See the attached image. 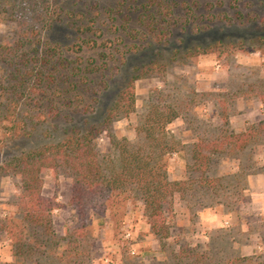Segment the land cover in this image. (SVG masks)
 <instances>
[{
	"label": "rangeland",
	"instance_id": "1",
	"mask_svg": "<svg viewBox=\"0 0 264 264\" xmlns=\"http://www.w3.org/2000/svg\"><path fill=\"white\" fill-rule=\"evenodd\" d=\"M16 1L22 8L11 15L14 0H0V44L15 42L21 33L34 31L44 41L67 47L77 40V32L67 26L68 13L96 16L100 25L123 0ZM147 1L126 0V9ZM198 1L201 5L197 14H202L204 20L191 21L186 29L177 28L171 44L130 53L124 66L112 62L107 72L109 88L101 95L93 114L94 120L104 117L134 66L158 58L167 64L165 72L136 82L135 111L118 119L114 131L117 137L135 143L139 140L135 130L138 118L152 97L163 100L170 96L169 100L181 104V116L166 127L176 147L167 155V173L170 180L185 182L188 188L185 200H176L166 209L169 236L154 235L143 204L125 199V195L113 201L98 196L84 207L83 216L72 203L70 174L62 169H47L42 173V192L58 204L52 215L56 234L69 238L70 232L83 223L87 227L84 245L89 257L79 256L76 263L70 264H238L237 259L250 257L255 264H264V0ZM55 9H62L63 19L49 27L48 11ZM176 11V15L183 14L181 9ZM125 13L131 16L128 10ZM137 15L133 14L131 27L136 26ZM122 17L118 16L117 24ZM200 25L211 28L202 33L196 27ZM220 40L224 44L219 52L183 57L187 47ZM126 41L136 42L129 38ZM101 50L100 47L98 51ZM176 50L181 52L176 54ZM3 70L0 63V80ZM100 80V76L96 77L97 83ZM250 125L262 127L263 136L245 154H216L208 167L203 160L194 158L196 145L208 144L225 131L241 133ZM44 132L45 128L31 139L4 147L0 126V218L21 219L18 203L23 191L21 177L1 167L20 149L45 142ZM97 143L102 154L115 156L107 133ZM67 245L66 239L60 240L57 255L61 256ZM74 253L63 262L53 259L42 264H65ZM0 264H28L23 256H14L10 240L3 235Z\"/></svg>",
	"mask_w": 264,
	"mask_h": 264
},
{
	"label": "trees",
	"instance_id": "2",
	"mask_svg": "<svg viewBox=\"0 0 264 264\" xmlns=\"http://www.w3.org/2000/svg\"><path fill=\"white\" fill-rule=\"evenodd\" d=\"M182 1L148 0L126 9L127 2L123 0L100 25L96 16L88 18L83 12L68 13L67 26L77 32V40L67 47L44 41L41 34L34 31L21 33L15 42L0 44V63L4 65L0 80V126L4 135L1 142L4 147L12 146L16 141L41 134L43 128L46 139L15 152L1 167V170L18 174L22 181L23 191L18 203L21 219L0 218V237L3 235L10 240L14 256H23L28 264L53 259L60 263L73 251V259L65 264L76 263L79 256L89 257L84 245L88 238L84 223L72 230L69 238L58 236L54 230L52 215L58 204L42 192V173L47 169H62L70 174L72 203L83 216L84 207L94 198L106 196L113 201L125 195V199L143 204L154 235L169 236L166 209L176 200H185L188 188L185 182L170 180L167 173V155L176 147L166 127L181 116V104L169 100L170 96L163 100L152 97L138 118L135 130L139 140L135 143L117 137L114 131L118 119L135 111L136 82L165 72L167 64L158 58L134 66L104 117L94 120L93 114L101 95L109 88L107 72L112 62L124 66L128 63V54L171 44L177 28L186 29L191 21L204 20L202 14H197L200 1ZM20 8L22 5L14 0L10 14L14 15ZM177 9L183 14L176 15ZM126 10L131 16L125 15ZM62 13V9L48 11L49 27L62 22ZM134 13L138 14L136 26L131 27ZM120 15L123 16L121 23L117 24ZM196 27L202 33L211 28L209 25ZM128 38L136 42L127 43ZM223 44L220 40L190 46L183 57L216 53ZM100 47L103 50L98 51ZM90 51L96 55L87 54ZM99 76L101 80L97 83ZM261 129L259 125H250L241 133L225 131L208 144L196 145L194 158L203 160L208 167L216 154L243 155L254 142L261 141ZM104 133L114 149L113 157L102 154L98 148L97 140ZM62 239L67 240L68 247L60 256L57 246ZM35 257L38 259L33 261ZM235 262L255 264L253 257Z\"/></svg>",
	"mask_w": 264,
	"mask_h": 264
}]
</instances>
